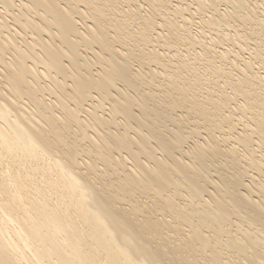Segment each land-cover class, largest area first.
I'll return each instance as SVG.
<instances>
[{
  "label": "bare ground",
  "instance_id": "6f19581e",
  "mask_svg": "<svg viewBox=\"0 0 264 264\" xmlns=\"http://www.w3.org/2000/svg\"><path fill=\"white\" fill-rule=\"evenodd\" d=\"M0 264H264V0H0Z\"/></svg>",
  "mask_w": 264,
  "mask_h": 264
}]
</instances>
